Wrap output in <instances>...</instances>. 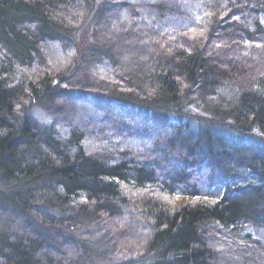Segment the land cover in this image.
Returning <instances> with one entry per match:
<instances>
[{"label":"trees","instance_id":"obj_1","mask_svg":"<svg viewBox=\"0 0 264 264\" xmlns=\"http://www.w3.org/2000/svg\"><path fill=\"white\" fill-rule=\"evenodd\" d=\"M93 223L143 264L264 231V0H0V264H88Z\"/></svg>","mask_w":264,"mask_h":264},{"label":"rangeland","instance_id":"obj_2","mask_svg":"<svg viewBox=\"0 0 264 264\" xmlns=\"http://www.w3.org/2000/svg\"><path fill=\"white\" fill-rule=\"evenodd\" d=\"M221 16V20L225 22L226 18L224 19V15ZM200 39H204V37L202 36ZM210 40L212 41V39ZM210 40H202V43L199 41L201 46L204 45L207 48L205 49L207 53L215 51L216 48L213 47V43L210 42ZM244 55L252 60L251 57L253 56L250 52L246 51ZM74 89L77 88L75 87ZM86 95L88 96L84 98L93 100L96 94L90 92ZM23 105L26 107L27 102L25 101ZM92 106V103L90 105L85 101L76 103V105H74V113L72 114V116H74L71 122L76 120V118L82 121L84 117L88 119L89 124L99 122L100 117L95 113ZM187 109L188 117H186L190 122L195 120L203 121L202 118L206 117H203L200 110H195L192 106ZM68 110L73 111L69 107ZM70 113L67 112L68 119L72 117ZM30 114H32L33 119L40 126H44L49 122L48 116L50 113L48 110L46 111L43 108H32ZM183 120H186V118L184 117ZM84 123H86V121ZM176 201H181V199H176ZM82 229L78 231L77 234L74 233V231L68 232L67 230H62L65 236L76 238L75 240L83 244L86 248V256L83 258V261L89 260L88 264H143L149 260L148 256L146 257V253L142 251V248L135 249L132 247L129 249L128 247L130 246L126 247L119 245L108 224L93 223L89 227H83ZM224 235H226L228 239L219 235L216 237L214 243L217 244L215 248L218 249V253L225 264H262L261 260L264 255L260 251L261 249L264 250V231L244 227L243 229H237L232 233H225ZM248 241L254 242L255 246L253 248L251 245L249 246Z\"/></svg>","mask_w":264,"mask_h":264},{"label":"bare ground","instance_id":"obj_3","mask_svg":"<svg viewBox=\"0 0 264 264\" xmlns=\"http://www.w3.org/2000/svg\"><path fill=\"white\" fill-rule=\"evenodd\" d=\"M184 121V120H183Z\"/></svg>","mask_w":264,"mask_h":264}]
</instances>
